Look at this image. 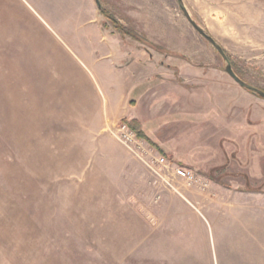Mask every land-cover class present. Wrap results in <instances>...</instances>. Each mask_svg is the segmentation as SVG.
<instances>
[{
  "label": "rangeland",
  "instance_id": "374dc122",
  "mask_svg": "<svg viewBox=\"0 0 264 264\" xmlns=\"http://www.w3.org/2000/svg\"><path fill=\"white\" fill-rule=\"evenodd\" d=\"M182 1L224 50L235 74L264 91V0ZM99 2L150 45L121 39L105 20L102 41L121 52L119 59L113 56L115 71L135 61L152 63L150 72L125 71V78L132 72L146 81L133 92L135 82L129 84L116 104L132 101L148 138L156 145L163 141L179 153L170 159L202 177L207 172L193 163V149L198 130L206 121L214 125L217 156L210 180L188 186L158 170L169 185L157 182L145 164L156 151L144 141L133 150L120 142L116 106L101 125L73 93L76 59L95 82L89 81L92 88L108 94L94 66H103L98 55H86L71 31L65 34L46 17L50 30L45 28L19 0H0V264H240L246 246L231 244L229 230L216 221L208 238L187 206L193 200L216 217L233 208L254 209L250 241L256 256L264 255V212L255 210L264 208V134L256 151L251 136L261 135L246 140L245 133L264 128V99L229 77L177 0ZM246 141L248 149L262 151L256 181L244 159L226 152ZM125 162L142 167L138 179L123 175L126 166L119 164ZM167 192L188 230H171L161 221L170 219L157 213Z\"/></svg>",
  "mask_w": 264,
  "mask_h": 264
},
{
  "label": "crops",
  "instance_id": "0c3cea01",
  "mask_svg": "<svg viewBox=\"0 0 264 264\" xmlns=\"http://www.w3.org/2000/svg\"><path fill=\"white\" fill-rule=\"evenodd\" d=\"M19 2H21V4H23V6H25V8L28 9L48 30H50V28L45 24L44 17H46V19L50 21H53L57 25V27L64 31L65 34L66 32L71 31L70 33H72V35H75L76 38L74 43L81 46L82 52H84L86 55H98L96 63L98 62L100 64V62H103V66L95 64L94 66L99 69V71H101L100 74L103 77L102 81L107 86V95L101 89H99L96 84L93 86L95 89L92 88L89 81L92 82L93 80L88 70H86V68L74 58L77 69L75 71V75L77 77L71 76L70 80L71 85L74 87L73 93L78 94V97L80 98V106L92 112L97 117V121L99 120V122H101V125L105 123L104 119L109 116L108 114L112 109L111 106H116L119 115V120L117 122L122 119H127L129 121L136 120L140 123V127L144 132L140 120L133 115L132 110L134 108V105L132 101L122 104H120L121 102H119L118 104H116V102L118 101H115V99L117 100L121 95H123L127 90L126 87L129 86V84H131L132 82L135 83L133 84L131 92H133V90H135V88L139 84L146 81V79H144L142 82V80H139L137 75L133 74L132 72L127 73L128 77L125 78V71L127 69L135 70L137 68H142L143 70H148L150 72L152 70V63L150 61L144 63H138L135 61L115 71V65L112 64V61L114 60V58L119 59V55L121 53L120 48L116 49L112 45H106L105 42L102 41L103 32L105 30V19L99 13L95 0H83V2L82 0H19ZM92 58L93 57L91 56L87 57V59L89 60H92ZM92 83L94 84L95 82ZM112 96H114L115 98L112 99ZM129 96H131V93L129 94ZM213 115L214 114L212 113L211 117H213ZM160 118L161 120H163L162 117ZM206 123L207 125L202 126L197 132L198 137L196 143L198 146L193 149V163H196L197 165L203 167L204 172H207L205 175L203 174V177L207 180H210V172L214 168L212 167L214 165L211 166L210 164L211 159L216 158L215 156H217V152L215 151L214 147V142L216 139V129L214 125L209 124V121H206ZM253 129L254 128L252 127L251 129H247V131H245V133L248 135L246 137V140H248V138H250L249 136L253 133L261 135L260 137L251 136L252 139L256 141L255 149L256 151H258L259 145L261 146L263 144L262 134H264V128L256 127L255 131H253ZM144 133L146 134V132ZM239 139L241 140V138ZM258 140L260 141L259 144ZM247 145V141L244 144L240 142L239 148H237L236 145H234L233 147L230 146L226 149V152L227 154L229 153V156L231 157L235 155L239 158L244 159V162L249 165L248 168L250 171L251 180L256 181L260 179L261 169H259L258 167L262 165V162L259 161V159L262 157V151L255 152V149L250 148L249 150ZM157 149L161 150L167 158H171L170 154H172L173 152L167 144H164L163 141H161V143L157 145ZM177 153L173 154L176 157H179V153ZM248 161H250V163ZM119 166H126V168L123 169V175L132 174L135 179H138L140 176V172H142V167L137 163L129 164L125 162L120 163ZM133 166L136 167L135 170L130 168ZM135 182H137V180ZM241 192H248L251 194L258 193L255 190H244ZM161 198V204L157 213L161 215L162 219L164 217L170 218L168 220H161L166 223L165 228L175 231H179V229L188 230V223L185 222L183 217L179 215V210H174L170 205V202L174 200L169 199L170 195L168 194V192L164 193ZM175 203L177 205L179 204L177 203V201H175ZM195 205V200H193L192 203L187 202V206L194 210L192 214L197 227H199V225L201 224V226H203L204 232H206L207 229L208 232L206 235L208 238H210L208 236V233L212 231V222L216 221L220 224L223 223V227L221 226V228L229 230L227 232V236H230L229 239H231V244L234 243L237 245L246 246L245 251L247 255L240 261V264H264V255L257 257V249L255 247L256 245L252 241H250V232L254 229L253 226H255V223L250 221L249 215L255 212L254 209L248 206L243 208L239 207L237 209L233 208L231 209L230 213L226 212L224 217H216L215 215H212V212L214 211H212L211 209L206 212L205 209L198 210ZM255 210L256 213L264 212L263 206H257L255 207ZM213 214H215V212ZM238 238L240 239L239 241H237Z\"/></svg>",
  "mask_w": 264,
  "mask_h": 264
},
{
  "label": "built area",
  "instance_id": "2783aa9c",
  "mask_svg": "<svg viewBox=\"0 0 264 264\" xmlns=\"http://www.w3.org/2000/svg\"><path fill=\"white\" fill-rule=\"evenodd\" d=\"M122 126L120 131V142L128 149L133 150L134 147L138 145V140L136 135L128 129L126 125ZM154 150V149H153ZM156 151V150H155ZM148 169L154 174L157 182L163 183L166 186L169 185L166 178L158 172V170H165L170 175L176 179H179L186 183L188 186L195 185L199 183L204 177L200 176L196 171L180 166L175 161L167 158L164 155L159 154L156 151V157L154 156L151 160L145 161ZM206 179V178H204Z\"/></svg>",
  "mask_w": 264,
  "mask_h": 264
},
{
  "label": "trees",
  "instance_id": "16d2710c",
  "mask_svg": "<svg viewBox=\"0 0 264 264\" xmlns=\"http://www.w3.org/2000/svg\"><path fill=\"white\" fill-rule=\"evenodd\" d=\"M96 4H97V8L99 13L104 17V19L110 23L112 25V27L117 30V34L121 39H125V38H130L134 41H137L139 43H141L144 46H149V43L147 40L142 39L138 36L135 35V33H133L130 30L125 29L124 27H122L119 22L114 18V16L112 14H110V12H108L107 10H105L102 5L100 4L99 0H95ZM227 56V55H226ZM228 58V56H227ZM229 59V58H228ZM237 75V74H236ZM119 126L120 125H126L128 127V129L130 131H132L138 140H142L144 142H146L151 148L155 149L159 154L166 156L161 150L157 149V145L151 141L148 136H146V134L143 132V130L140 127V123L136 120H127V119H122L117 123Z\"/></svg>",
  "mask_w": 264,
  "mask_h": 264
},
{
  "label": "water",
  "instance_id": "95a60500",
  "mask_svg": "<svg viewBox=\"0 0 264 264\" xmlns=\"http://www.w3.org/2000/svg\"><path fill=\"white\" fill-rule=\"evenodd\" d=\"M177 3L179 5L180 10L186 17L187 21L190 23V25L195 29V31L205 40L207 41L221 56L223 61L225 62L224 70L229 75V77L237 83L242 89L260 97L261 99H264V91L251 86L250 84L243 81L241 78H239L235 72L233 71L231 64L229 63V60L224 52V50L219 46V44L214 40L213 37H211L208 33H206L196 22H194L191 17L189 16L188 12L186 11L183 1L177 0Z\"/></svg>",
  "mask_w": 264,
  "mask_h": 264
}]
</instances>
